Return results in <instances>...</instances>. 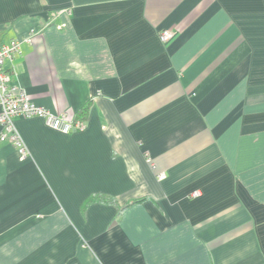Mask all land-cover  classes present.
<instances>
[{
    "label": "crops",
    "instance_id": "1",
    "mask_svg": "<svg viewBox=\"0 0 264 264\" xmlns=\"http://www.w3.org/2000/svg\"><path fill=\"white\" fill-rule=\"evenodd\" d=\"M14 40L13 83L86 129L0 141V264H264V0H0Z\"/></svg>",
    "mask_w": 264,
    "mask_h": 264
},
{
    "label": "built area",
    "instance_id": "2",
    "mask_svg": "<svg viewBox=\"0 0 264 264\" xmlns=\"http://www.w3.org/2000/svg\"><path fill=\"white\" fill-rule=\"evenodd\" d=\"M175 35V31L164 30L160 34V40L166 44ZM21 44V40H14L10 44L0 46V141L13 145L23 161L29 158L31 153L15 124L17 117L41 118L50 129L66 135L84 131L86 124L82 120L70 119L67 114H55L43 106L36 105L23 88L13 83L6 63L13 61L21 53ZM147 161L152 164L150 158ZM159 178L164 180L166 177L162 174ZM198 195L199 192H195L193 197Z\"/></svg>",
    "mask_w": 264,
    "mask_h": 264
},
{
    "label": "trees",
    "instance_id": "3",
    "mask_svg": "<svg viewBox=\"0 0 264 264\" xmlns=\"http://www.w3.org/2000/svg\"><path fill=\"white\" fill-rule=\"evenodd\" d=\"M85 109L82 111V113H85ZM94 204H103V205H116L117 202L115 199L110 198L105 195H93L87 198L84 203L82 204V212H85L88 207Z\"/></svg>",
    "mask_w": 264,
    "mask_h": 264
}]
</instances>
